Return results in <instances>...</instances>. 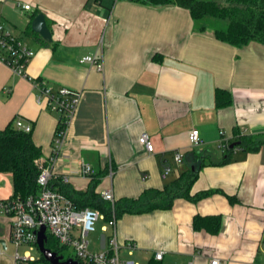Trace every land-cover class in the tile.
Listing matches in <instances>:
<instances>
[{"label": "crops", "instance_id": "1", "mask_svg": "<svg viewBox=\"0 0 264 264\" xmlns=\"http://www.w3.org/2000/svg\"><path fill=\"white\" fill-rule=\"evenodd\" d=\"M38 14L49 42L31 30ZM0 24L33 51L30 78L81 92L53 165L55 184L134 200L198 170L189 199L124 214L105 231L100 221L98 250L115 234L120 250L134 244L127 255L139 264L156 252L163 253L157 264H264V45L234 47L210 28L197 31L181 7L133 0H0ZM88 55L101 58L103 72L79 62ZM217 90L228 93V105L217 106ZM16 119L31 126L40 158L48 159L58 116L36 103L28 80L0 63V130ZM191 129L201 139L197 148L188 142ZM143 132L152 153L138 143ZM241 139L254 149L241 147ZM165 167L171 171L163 178ZM204 192L211 193L194 199ZM12 195L11 174L0 173V200ZM195 216H219L218 233L194 231ZM14 252L11 219L0 213V264H15Z\"/></svg>", "mask_w": 264, "mask_h": 264}, {"label": "built area", "instance_id": "2", "mask_svg": "<svg viewBox=\"0 0 264 264\" xmlns=\"http://www.w3.org/2000/svg\"><path fill=\"white\" fill-rule=\"evenodd\" d=\"M22 9L29 10V6L23 5ZM33 55V51L22 40L12 35L0 24V63L8 67L13 74L28 80L35 91L36 103L44 105L49 112L58 116L50 156L45 161L40 158L36 162L39 169L38 195L29 196L26 199L12 196L0 200V213L8 215L11 219V242L15 247L14 263L27 264L36 260L30 252L36 249L37 231L43 226L45 234H48L60 246L73 249L75 257L68 259H72L78 264H139L131 259L120 258V247L115 234L107 239L106 246L99 250H91L89 236L96 231V225L104 220L103 215L90 208H75L63 194L51 188L53 165L63 147L68 127L79 104L81 92L65 88L53 90L42 80L30 78L26 73V67ZM79 62L90 65L98 72H103L102 60L95 55L84 56L80 58ZM14 127L24 133L31 131L30 125L23 124L18 119L14 121ZM187 138L192 148L201 145L197 130L191 129ZM138 143L146 152H153V145L146 133L143 132L138 137ZM227 145L225 140H220L222 149H227ZM174 161L180 165L182 154L175 152ZM45 163H48L49 166H45ZM170 171L169 167H165L161 174L162 177H166ZM81 173L88 176L91 173V168L81 162ZM101 198L110 203L114 202L110 190L104 191ZM114 224L115 219L112 218L105 222L102 230L112 228ZM21 247L26 248L22 255L18 252ZM124 247L130 255L134 244L127 242ZM162 255V252H156L154 259L160 261ZM63 260L66 259L63 258ZM211 264H218V261L214 260Z\"/></svg>", "mask_w": 264, "mask_h": 264}, {"label": "trees", "instance_id": "3", "mask_svg": "<svg viewBox=\"0 0 264 264\" xmlns=\"http://www.w3.org/2000/svg\"><path fill=\"white\" fill-rule=\"evenodd\" d=\"M151 6L176 5L187 10L194 22L195 29L203 32L210 28L215 38L234 47H241L250 42L264 45V0H225V4H219L214 0H133ZM221 21H227L224 27ZM215 99L218 107L228 105L230 97L227 92L217 90ZM239 145L243 148L254 149V144L247 139H241ZM252 146V147H251ZM42 153L31 139L30 133H24L15 129L9 123L0 130V173H10L13 183V195L26 199L39 193L37 177L39 169L37 160ZM189 172L176 180L172 186H165L161 191L153 190L145 192L137 199H121L110 203L94 194L93 189L78 192L66 185L55 184L52 179L50 186L63 194L77 209L90 208L103 215L106 222L112 218L118 220L124 214H141L154 209H169L177 198L189 199V191L192 183L197 178V172ZM61 183V182H59ZM204 192L195 196L199 199L209 195ZM194 231H205L211 235L218 233L220 228L219 216H195L192 220ZM45 247L58 256L63 257L64 246H60L48 234ZM37 249V247H36ZM40 261L48 264L40 255L39 259L27 264ZM156 260L147 264H157Z\"/></svg>", "mask_w": 264, "mask_h": 264}, {"label": "water", "instance_id": "4", "mask_svg": "<svg viewBox=\"0 0 264 264\" xmlns=\"http://www.w3.org/2000/svg\"><path fill=\"white\" fill-rule=\"evenodd\" d=\"M31 30L38 34L43 40L51 41V34L47 29L45 18L42 14H38L34 17L31 22ZM238 144L230 145V149H233ZM46 234L45 227H40L37 231V241L36 246L39 254L48 264H78L76 261L72 259L63 260L62 256H58L56 253L51 252L48 248L45 247L46 243Z\"/></svg>", "mask_w": 264, "mask_h": 264}, {"label": "rangeland", "instance_id": "5", "mask_svg": "<svg viewBox=\"0 0 264 264\" xmlns=\"http://www.w3.org/2000/svg\"><path fill=\"white\" fill-rule=\"evenodd\" d=\"M225 24H227V21H221L219 23V25L222 26V27H224ZM101 235H105V234H102L100 232V230H99L98 225H96V231L89 236V239H90V242H91V245H90V249L91 250H98L97 245H98V242L100 241L99 239H100V236ZM24 250H26V248H24V247L19 248L18 249L19 254L22 255V253H23ZM30 254L36 260L39 259V257H40V254H39V252H38L37 249L31 250ZM62 254H63V258L64 259L74 258L75 257L74 251H73V249L71 247H65L64 250H63V252H62ZM119 255H120V258L121 259H132V260H134L133 257L132 258H129L128 255H127V253H126V251H124L122 249L119 251ZM33 264H42V263L40 261H36Z\"/></svg>", "mask_w": 264, "mask_h": 264}]
</instances>
